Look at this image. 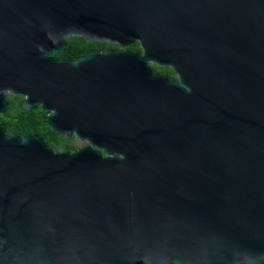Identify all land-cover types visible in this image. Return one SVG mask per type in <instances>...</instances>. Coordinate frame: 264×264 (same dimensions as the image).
<instances>
[{
    "label": "water",
    "instance_id": "1",
    "mask_svg": "<svg viewBox=\"0 0 264 264\" xmlns=\"http://www.w3.org/2000/svg\"><path fill=\"white\" fill-rule=\"evenodd\" d=\"M7 89L87 143L0 124V264L264 259V0H0Z\"/></svg>",
    "mask_w": 264,
    "mask_h": 264
},
{
    "label": "flooded vegetation",
    "instance_id": "2",
    "mask_svg": "<svg viewBox=\"0 0 264 264\" xmlns=\"http://www.w3.org/2000/svg\"><path fill=\"white\" fill-rule=\"evenodd\" d=\"M75 37V35H72L67 38L66 48L64 50H61L64 52L63 56H57V51L54 52L52 56L58 59L74 60L86 55L88 52L93 50H115L120 48L118 44L109 41H101L106 42L103 47L89 49L85 54L72 57L71 52H68L69 42H71L73 45L72 47L75 48H79L82 45L81 41L78 38L76 39ZM130 45L127 46L130 50L142 53V49L133 50L130 48ZM148 64L155 74L161 75L170 81H177L179 79L178 74L174 72L170 66H160L153 60H150ZM4 96L7 104L4 106V111H0V124L4 128L6 133L19 135L22 137L26 135L39 136L53 150L74 151L87 143L86 140H83L75 136L74 134L58 135L53 130V128L47 122H45L44 118L46 114L43 113L41 106H38L36 108L32 107L31 109H25L23 107V103L27 99V95L14 94L10 89H7L4 92ZM29 104H33V100H31ZM34 111L37 112V114L40 113L42 116V124L40 123L39 127L37 125L36 113ZM77 140L81 141V143H78Z\"/></svg>",
    "mask_w": 264,
    "mask_h": 264
},
{
    "label": "trees",
    "instance_id": "3",
    "mask_svg": "<svg viewBox=\"0 0 264 264\" xmlns=\"http://www.w3.org/2000/svg\"><path fill=\"white\" fill-rule=\"evenodd\" d=\"M75 38L76 39L78 38L81 41L82 45L79 48H75V47H72L73 46L72 43L69 42L68 52H71L72 57L85 54V53H87V51L89 49H93V48H97V47H103L106 44V42H101V41H89V40L84 39L82 36H76ZM130 48L133 49V50L141 49L140 44H139L138 41H135L134 43H132L130 45ZM56 55L57 56H63L64 52L61 51V50L57 51ZM35 113H36L37 125L39 127V124L40 123L42 124V119H41L42 116H41L40 113L39 114H37V112H35ZM173 264H176V263H173ZM246 264H252V263H246ZM254 264H264V259L259 261V262H257V263H254Z\"/></svg>",
    "mask_w": 264,
    "mask_h": 264
},
{
    "label": "rangeland",
    "instance_id": "4",
    "mask_svg": "<svg viewBox=\"0 0 264 264\" xmlns=\"http://www.w3.org/2000/svg\"><path fill=\"white\" fill-rule=\"evenodd\" d=\"M78 143H81V141L77 140Z\"/></svg>",
    "mask_w": 264,
    "mask_h": 264
}]
</instances>
